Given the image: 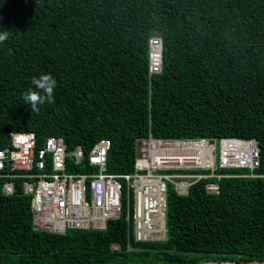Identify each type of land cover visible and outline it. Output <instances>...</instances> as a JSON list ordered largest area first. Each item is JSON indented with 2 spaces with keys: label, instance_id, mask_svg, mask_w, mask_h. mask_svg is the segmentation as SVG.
I'll list each match as a JSON object with an SVG mask.
<instances>
[{
  "label": "trees",
  "instance_id": "obj_1",
  "mask_svg": "<svg viewBox=\"0 0 264 264\" xmlns=\"http://www.w3.org/2000/svg\"><path fill=\"white\" fill-rule=\"evenodd\" d=\"M4 31L0 148L10 131L33 132L37 148L53 135L68 150L81 146L86 153L108 138L106 167L116 175L133 171L135 143L149 137L256 139L258 158L252 169L216 166L221 177L199 179L187 195L167 183L166 240L160 242L128 238L125 204L103 230L35 229L24 178H10L14 192L6 195L2 185L9 178L0 172L1 263L201 264L229 258L264 264V0H0ZM155 35L162 40V70L150 76L149 38ZM45 74L56 80L54 103L31 112L23 94ZM246 144L251 147L238 141L223 148ZM208 180L218 181V194L205 193ZM111 243L120 248L112 250Z\"/></svg>",
  "mask_w": 264,
  "mask_h": 264
},
{
  "label": "built area",
  "instance_id": "obj_2",
  "mask_svg": "<svg viewBox=\"0 0 264 264\" xmlns=\"http://www.w3.org/2000/svg\"><path fill=\"white\" fill-rule=\"evenodd\" d=\"M161 51V38L158 35L150 37V74L161 71ZM7 141L0 149V170L27 171L23 174L27 179L23 182V192L33 196L35 228L57 233H64L68 228L104 229L109 219L121 217L124 193L126 213L123 218L129 223L128 238L136 242L164 238V179H169L170 175L159 171L175 169L182 163L176 155L163 158L169 152L165 150L174 145L172 141L138 140L133 171L122 175L107 172V153L111 146L108 138L99 139L87 154L81 146L69 151L63 138L58 136H48L39 148H35L36 137L31 131H11ZM230 153L235 155L240 166L256 163V148L246 144L239 150L221 148L220 166L231 165ZM80 164L84 168L82 171L77 169ZM176 188L184 193L187 183L179 182ZM206 189L218 192L215 183H207ZM3 190L6 194L13 193V183H5ZM131 204L134 205L132 223L129 222ZM110 247L119 249L117 244ZM203 264L235 263L233 260H207Z\"/></svg>",
  "mask_w": 264,
  "mask_h": 264
},
{
  "label": "clouds",
  "instance_id": "obj_3",
  "mask_svg": "<svg viewBox=\"0 0 264 264\" xmlns=\"http://www.w3.org/2000/svg\"><path fill=\"white\" fill-rule=\"evenodd\" d=\"M9 37V32L8 31H4L3 33H0V43H3L4 41H6ZM161 70H162V51H161ZM148 72H149V48H148ZM161 72V71H160ZM159 73V72H157ZM152 74H156V73H151L149 72V75L151 76ZM32 85H33V88H30L28 91H26L24 94H23V100L25 102V104L27 105H30V110L31 112H35V113H39L40 111V106L45 104V103H54V98H53V93H54V89H55V86H56V80L50 75V74H45V75H41L39 78H33L32 80ZM11 132V131H10ZM8 135V134H7ZM53 136V135H51ZM62 138V137H61ZM153 139V140H161V141H172L174 144L175 142H197V141H209V142H212V140H208V139H198V140H179V139H155V138H152V137H149L145 140H148V139ZM64 140V139H63ZM139 140H144V139H139ZM257 142L256 139H243V138H222L220 139L218 142H219V146H218V153L216 152V140H213L214 142V145H215V149H214V153H215V162H216V165H215V169H216V166L217 167H222V168H249V169H252L254 168L256 165H257V158H258V148L255 144V141ZM138 141V140H137ZM136 141V142H137ZM223 141H247L252 145V147H255L256 148V152H257V155H256V163L255 165H252V166H240L239 162L236 160L235 162L232 161L234 158H235V155L230 153V159H231V165H225V166H220V154H221V148L222 147V143ZM65 142V141H64ZM8 143V141H7ZM96 143V142H95ZM136 144V143H135ZM258 145V144H257ZM248 146V145H247ZM4 148V147H3ZM35 148L36 147V143H35ZM39 148V147H38ZM76 148V147H75ZM75 148L73 150H75ZM2 149V148H0ZM83 149V148H82ZM223 150L225 151H228L229 149L228 148H223ZM69 151H72V150H69ZM89 151V150H88ZM136 151V149H135ZM85 152V151H84ZM175 152V151H174ZM86 153V152H85ZM176 153V152H175ZM87 154V153H86ZM136 155V153H135ZM135 161V160H134ZM181 166L180 167H177L175 169H164V170H160L159 172L163 175H170L169 179H164V182H165V188H166V191H165V201H166V193H167V183H170L172 184L174 190L176 191L177 194L179 195H187L188 194V191H189V188L190 186L195 183L196 181H198L199 179L201 178H208V177H216L217 179H219L221 177L220 174H215L214 171L215 169L212 170V167H207L209 169H205V167H197V166H194V165H190V164H187L183 159H181ZM83 164L86 165V163L84 162ZM82 164V165H83ZM77 169H79L80 171H82L84 168L83 166L78 165ZM204 170V171H210L209 174H203V173H187V172H181V171H185V170ZM172 170V171H171ZM0 172L2 173L3 177H6V178H9V180H6L3 185H2V192L4 194H6L3 190V187H4V184L7 183V182H12V180H10V178L14 177V175H19L21 177L24 178V181H26L27 179L23 176V174L27 173V171H20V170H0ZM70 172V171H69ZM108 172V171H107ZM15 173V174H14ZM110 173V172H109ZM8 174V176H7ZM112 174V173H111ZM116 175V174H115ZM122 175V174H121ZM226 176H232V175H226ZM120 178V177H119ZM23 181V182H24ZM179 182H185L187 183V188H186V191L184 193H180L178 192L177 188H176V184L179 183ZM207 183H215L217 186H218V192H209L207 191L206 189V184ZM22 188H23V183H22ZM203 188H204V191L205 193L207 194H218L219 193V183L218 181H204V184H203ZM123 191L125 192V190L123 189ZM13 192H14V184H13ZM12 194V193H11ZM11 194H6V195H11ZM24 194V192H23ZM124 194V193H123ZM122 194V197H121V202L122 204L124 205L125 204V196H123ZM25 195H28V196H31L32 198V206H33V196L31 194H25ZM133 207L134 205L131 204L130 206V221L132 223V212H133ZM166 207H167V202H166ZM166 207H165V216H166ZM123 211V210H122ZM31 212H32V209H31ZM121 215H122V212H121ZM125 216V215H124ZM123 216V217H124ZM118 219V218H117ZM111 220V219H109ZM108 220V221H109ZM107 221V222H108ZM106 222V224H107ZM129 224V223H128ZM32 226L33 228L34 225H33V212H32ZM106 228V226H105ZM104 228V229H105ZM37 229V228H35ZM82 229H88V228H82ZM91 229H96V228H91ZM39 230H42V229H39ZM67 230V229H66ZM103 230V229H101ZM52 232V231H51ZM54 233H57V232H54ZM65 233V232H64ZM59 234H62V233H59ZM133 242H136L134 241L132 238H130ZM166 240V218H165V235H164V238L163 239H160V240H152V241H137V242H160V241H164ZM111 244H117V243H111ZM119 246V244H117ZM111 248V247H110ZM120 248V246H119ZM133 249V246H131L130 243L127 244V250H132ZM112 250H118V249H112ZM207 260H232V259H229V258H209ZM207 260H204V261H207ZM201 262V264H203V262ZM234 261V260H233ZM235 263V261H234ZM236 264V263H235Z\"/></svg>",
  "mask_w": 264,
  "mask_h": 264
},
{
  "label": "bare ground",
  "instance_id": "obj_4",
  "mask_svg": "<svg viewBox=\"0 0 264 264\" xmlns=\"http://www.w3.org/2000/svg\"><path fill=\"white\" fill-rule=\"evenodd\" d=\"M231 146V145H225ZM252 147V144L250 143ZM224 147V146H223ZM215 145L214 143L204 141L197 142H175L172 147L165 151H169L163 158H168L170 154L174 155L173 157L181 158L185 162H190L194 166H206L213 165L215 163V153H214ZM171 151V152H170ZM175 151V152H172ZM158 151L154 153L153 158L157 154ZM193 156H199L198 159H194ZM162 157H159L161 159Z\"/></svg>",
  "mask_w": 264,
  "mask_h": 264
},
{
  "label": "rangeland",
  "instance_id": "obj_5",
  "mask_svg": "<svg viewBox=\"0 0 264 264\" xmlns=\"http://www.w3.org/2000/svg\"><path fill=\"white\" fill-rule=\"evenodd\" d=\"M207 142H209V141H207ZM236 142H238V141L233 142V143L231 144V146H232L234 143H236ZM186 143H187V142H186ZM210 143H213V142H210ZM225 145H228V143L223 142V143H222V147L225 146ZM218 146H219V142H216V148H217L216 152H218ZM173 156H174V155H173ZM198 157H199V156H193L194 159H198ZM186 163L192 165L190 162H186ZM213 165H214V164H213ZM213 165H206V166H199V167H205V169H209V168H207V167H212ZM215 165H216V162H215ZM215 165L212 167V170L215 169Z\"/></svg>",
  "mask_w": 264,
  "mask_h": 264
},
{
  "label": "water",
  "instance_id": "obj_6",
  "mask_svg": "<svg viewBox=\"0 0 264 264\" xmlns=\"http://www.w3.org/2000/svg\"><path fill=\"white\" fill-rule=\"evenodd\" d=\"M255 141V140H254ZM212 142H214L213 140H212ZM255 144H256V146H257V148H258V145H257V142L255 141Z\"/></svg>",
  "mask_w": 264,
  "mask_h": 264
}]
</instances>
